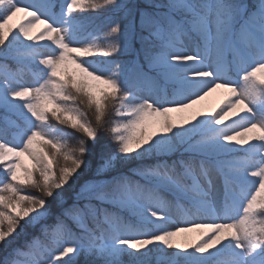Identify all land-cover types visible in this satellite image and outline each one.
<instances>
[{"label": "snow or ice", "instance_id": "6c2138e0", "mask_svg": "<svg viewBox=\"0 0 264 264\" xmlns=\"http://www.w3.org/2000/svg\"><path fill=\"white\" fill-rule=\"evenodd\" d=\"M0 121V264H264V0H0Z\"/></svg>", "mask_w": 264, "mask_h": 264}, {"label": "rangeland", "instance_id": "374dc122", "mask_svg": "<svg viewBox=\"0 0 264 264\" xmlns=\"http://www.w3.org/2000/svg\"><path fill=\"white\" fill-rule=\"evenodd\" d=\"M222 98H223V93L218 92L216 94H213V96H210L206 101L203 102L201 106H198V107L210 109L214 107ZM25 163H27L26 160H25ZM195 235H196L195 233H192V234H189V237L194 238Z\"/></svg>", "mask_w": 264, "mask_h": 264}, {"label": "trees", "instance_id": "16d2710c", "mask_svg": "<svg viewBox=\"0 0 264 264\" xmlns=\"http://www.w3.org/2000/svg\"><path fill=\"white\" fill-rule=\"evenodd\" d=\"M0 123H2V121H0ZM33 194H38V193H33Z\"/></svg>", "mask_w": 264, "mask_h": 264}]
</instances>
